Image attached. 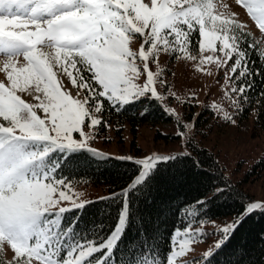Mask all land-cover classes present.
I'll return each mask as SVG.
<instances>
[{
  "label": "snow or ice",
  "instance_id": "6c2138e0",
  "mask_svg": "<svg viewBox=\"0 0 264 264\" xmlns=\"http://www.w3.org/2000/svg\"><path fill=\"white\" fill-rule=\"evenodd\" d=\"M155 2L157 9H153V0H0V53L5 56L0 63V73L7 81V84L0 81L3 89H7H0V111L4 113L0 115V178L11 182L13 190L21 185L34 197V206L29 209L8 215L0 213V232L7 236L0 240V264H5L3 257L8 250L13 254L9 264H50L49 260L40 258L48 254L47 243L41 247L39 234H30L35 220L50 213L49 208L63 213L72 207L84 206L69 194L70 188L68 192L63 190L66 183L53 181L49 175L35 171L29 174L32 158L23 154L21 142L49 141L59 147H87L90 137L86 128L101 125L96 114L103 111L102 102L89 106V98L103 97L113 107L146 95L162 100L154 86L162 74L154 73L149 62L154 63L161 52L179 53L186 60H197V56L188 54L194 33L202 40H197L199 52L207 53L201 55L195 70H200L204 64H215L218 69L226 66V84L247 73L246 52L240 46L244 26L230 14L216 12L213 0ZM236 3L247 9L264 35V0H236ZM29 7L31 11L26 16L12 11ZM157 10L164 15H150V11ZM205 16L202 33L199 21ZM134 41L140 43L138 50H133ZM45 49H54V53ZM13 69H27L26 83L20 84V77ZM60 76H66L74 87L86 90L88 95L83 100L74 99L64 89ZM141 76H145L146 82L134 83ZM14 81L19 86H14ZM159 84L164 87L162 78ZM18 92L35 93L37 104L27 103ZM230 94H235L232 106L240 111L244 89L233 86ZM35 109L42 110L44 118L39 117ZM166 111L171 113L172 110ZM224 119L226 123H235L227 115ZM74 133H78L79 138L73 139ZM169 158L174 157L150 156L138 161L144 172L130 187L139 184L155 162ZM62 201L71 202V207L59 206ZM256 210H264V202L251 201L241 217ZM241 217L223 225L215 233L218 239L192 264H201L221 247L235 231ZM194 231L189 226L188 232ZM177 240L182 243H177L175 264H180V259L191 252L197 240L183 236H178ZM18 250L20 255H17ZM80 255L86 256L87 252Z\"/></svg>",
  "mask_w": 264,
  "mask_h": 264
},
{
  "label": "trees",
  "instance_id": "16d2710c",
  "mask_svg": "<svg viewBox=\"0 0 264 264\" xmlns=\"http://www.w3.org/2000/svg\"><path fill=\"white\" fill-rule=\"evenodd\" d=\"M197 40H200L198 33H194L189 53H197ZM240 46L246 52L247 73L232 80L235 87L244 89L239 120L242 122L252 116L253 133L264 137V54L255 39L243 31ZM98 101L103 103L99 129L105 131L106 126H112L118 137L124 124L134 133L142 124L173 121L154 98L142 97L113 107L105 98L96 97L90 99V104ZM205 111L203 108L195 119L196 127L211 113ZM156 137L176 138L160 132ZM187 146L189 154L158 162L144 181L128 190L140 171L134 161L99 155L87 148H56L47 154L39 168L51 171L56 179L103 186L109 194L60 214L54 243L60 247L58 259L72 248L105 243L115 230L125 203L126 220L120 235L110 251L101 249L90 257L91 262L103 257V264H167L176 230L190 222L225 218L233 221L241 217L251 202L244 186L250 180H257L263 172L264 158L240 181L232 182L216 154L192 141L187 142ZM201 264H264V210L244 214L227 241Z\"/></svg>",
  "mask_w": 264,
  "mask_h": 264
},
{
  "label": "rangeland",
  "instance_id": "374dc122",
  "mask_svg": "<svg viewBox=\"0 0 264 264\" xmlns=\"http://www.w3.org/2000/svg\"><path fill=\"white\" fill-rule=\"evenodd\" d=\"M143 2H147V0H143ZM213 3L216 5V12L228 13L237 22L242 24L244 26L242 31L249 33L255 39L260 50L264 54V35L259 32L255 21L247 14V9L237 4L236 0H213ZM161 7H163V4ZM153 9H157L155 0H153ZM12 11L17 14L21 11L19 15L26 16L31 11V7L25 9L14 8ZM151 14L157 16L164 15V13L159 12V10L155 13L150 11V15ZM205 18L206 16L199 21L201 23L202 33ZM214 19H218V17H214ZM160 26L163 27L164 25L161 23ZM203 46L202 44L201 47ZM139 47V41H134L133 50H138ZM145 47L147 48V45ZM45 51L54 53V49H45ZM188 54L197 56V60H186L180 56L179 53L166 54L161 52L156 57L154 63L152 61L149 62V67L154 73L159 72L162 74L161 77L157 79V83L154 86L157 89L158 95L163 97V99L159 101L160 104L163 106L165 112L172 116L173 121L171 123H158L155 125L142 124L136 128L134 133L131 132L128 124H124L121 137L116 135L112 126H106L105 131H101L99 126L86 128V132L90 138L88 139L87 147L81 148H87L103 156L122 159L127 158L140 166L139 173L134 177L130 185H132L133 182L141 176L142 172H144L143 165L138 163V161H143L150 156L174 157L178 154H189L190 151L187 146V142L189 141L216 154L217 161L223 167L225 175L232 182L240 181L244 174L249 171L255 163L264 158V137L253 133V117L250 116L249 119L240 122L238 111L232 106V100L235 94H230V89L235 85L232 80H229L227 84L225 83V72H227V67L225 66L218 69L215 64H204L200 70H195L199 64L201 55H207V53L201 54L198 48L196 54H191L189 52ZM217 55L221 54L217 53ZM178 56L180 58H177ZM4 58V54L0 53V63H2ZM137 63L139 67H143L139 61ZM13 72H15L17 77H20V84L26 83L27 69H13ZM209 72L211 75L208 74ZM9 75L11 76L12 73H9ZM229 76H231V73H229ZM161 78L164 81V87H161L159 84V79ZM60 80L64 89L68 91L74 99L83 100L85 96L88 95L86 90H78L74 87L66 76H60ZM0 81L7 84L6 78L2 73H0ZM145 82V76H141L134 81V83L139 85ZM14 86L19 85L14 81ZM0 89L7 91V89H3L2 85H0ZM17 95H20L21 98L29 104H37V100L34 99L35 93L29 95L27 92H18ZM144 97L152 98L148 95ZM236 98H238V96H236ZM90 99L91 98L88 100L89 106L91 105ZM138 99L140 98H130L128 102L121 105L134 102ZM0 100H2V96H0ZM169 108L172 110L171 113L166 111V109ZM203 108H206L205 112L208 113V111H211V113L202 121L200 127H196L195 119ZM35 110L39 117L44 118L42 110ZM0 115H4V113L0 111ZM96 115L97 118L101 120V114L98 113ZM226 115L233 118L235 123H226L224 119ZM87 123L88 121L86 120V124ZM189 124H191L192 127H188ZM157 132L173 137L176 136V138L156 137ZM77 138H79V134L74 133L73 139ZM119 138L121 141H119ZM132 142H134L133 145ZM21 148L25 156L32 158V163L29 166V174L31 171H35L40 175H49L53 181L66 183L63 190L68 192L70 188L71 191L69 194L72 195L73 199L77 202L88 203L106 198L109 195L108 191L103 186H94L88 183L73 184L71 182H64L56 179L51 171L39 168L41 166V161L54 149L73 148H68L66 146L59 147L51 144L49 141L34 140L21 142ZM166 160L160 159L155 162L154 166L158 162ZM154 166L147 171L144 179ZM144 179L142 181H144ZM256 179L257 180L253 181L250 180L245 184V191L251 201L264 202V170ZM130 185L127 190L131 188ZM33 200L34 197L29 195V192L21 185H17L15 190H13V184L11 182L6 178H0V213L8 215L10 212L29 209L30 206H34ZM59 206L71 207V202L62 201ZM48 211L51 212L44 213L35 220V223L30 229V234H39L42 241L41 247H43V244L47 243L48 254L46 257L40 258L41 260H49L50 264H76L77 261H79V264H103V257L96 262H91L89 259L101 249L105 248L107 251H110L112 243H114L116 238L120 235L126 220L125 203L119 222L105 243L100 245L90 244L82 248H72L66 253L65 257L59 260L60 247L54 243L57 238V227L61 213L52 208H49ZM231 222V218L213 220L210 222H190L183 229L176 230L172 236V249L167 258V264H175L176 246L177 243H182V241L177 240L178 236H183L184 239L197 240V242L191 246V252L180 259V264H192L193 261L200 260L209 245L218 239V235L215 233H218V230L223 225ZM202 224H205L203 225V233L200 232ZM189 226L196 231L189 233ZM5 239H7L5 233L0 232V240ZM81 252H87V255L81 257ZM20 254L21 251L18 250L17 255ZM3 259L7 262L13 260L12 252L8 250Z\"/></svg>",
  "mask_w": 264,
  "mask_h": 264
}]
</instances>
